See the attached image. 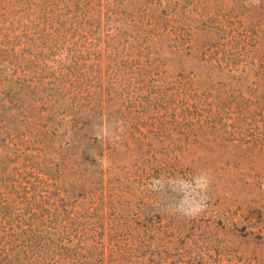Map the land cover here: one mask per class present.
Instances as JSON below:
<instances>
[{"label": "rangeland", "instance_id": "rangeland-1", "mask_svg": "<svg viewBox=\"0 0 264 264\" xmlns=\"http://www.w3.org/2000/svg\"><path fill=\"white\" fill-rule=\"evenodd\" d=\"M0 264H264V0H0Z\"/></svg>", "mask_w": 264, "mask_h": 264}, {"label": "clouds", "instance_id": "clouds-1", "mask_svg": "<svg viewBox=\"0 0 264 264\" xmlns=\"http://www.w3.org/2000/svg\"><path fill=\"white\" fill-rule=\"evenodd\" d=\"M203 210V205L197 204L195 206L189 207L188 209L184 210L182 214L184 215H194Z\"/></svg>", "mask_w": 264, "mask_h": 264}]
</instances>
